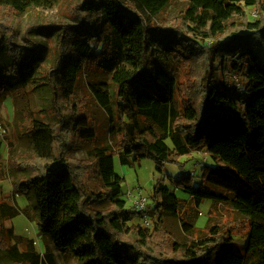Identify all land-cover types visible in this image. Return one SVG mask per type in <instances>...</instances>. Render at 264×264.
Here are the masks:
<instances>
[{"label":"trees","instance_id":"16d2710c","mask_svg":"<svg viewBox=\"0 0 264 264\" xmlns=\"http://www.w3.org/2000/svg\"><path fill=\"white\" fill-rule=\"evenodd\" d=\"M0 1L8 10L0 17V94L27 96L45 86L54 118L26 109L17 122L32 149L10 154L8 162L13 192L29 204L11 205L0 193L6 264H57L49 250L14 243L6 222L20 214L35 219L43 237L76 264H264V0H189L160 23L154 17L172 0H84L71 6L75 22L29 26L23 42L14 17L47 0ZM44 30L57 32L48 67L29 36ZM92 67L113 82L111 89L93 84L92 95L119 141L79 159L75 152L97 137L77 97L81 75ZM195 151L210 158L201 170L195 163L171 186L158 178L144 212L128 205L117 156L122 165L153 158L183 166L181 158ZM6 178L0 154V184ZM207 199L246 222L223 226L210 217L198 236L174 240L166 220L177 218L195 232ZM146 214L153 227L143 223ZM241 228L248 233L243 254L233 248Z\"/></svg>","mask_w":264,"mask_h":264},{"label":"rangeland","instance_id":"374dc122","mask_svg":"<svg viewBox=\"0 0 264 264\" xmlns=\"http://www.w3.org/2000/svg\"><path fill=\"white\" fill-rule=\"evenodd\" d=\"M84 0H47L45 4H41L34 8H30L24 14H17L13 20V26L18 31V40L25 41L24 35L27 27L32 25L44 26L49 23L57 22H75L73 14L74 10L71 8L73 3H82ZM189 0H172L170 5L163 11L162 14L155 16V22L160 23L175 16L182 8L187 6ZM6 6L0 1V17L3 13H7ZM82 13H86L82 11ZM251 14V13H250ZM236 19V18H235ZM43 32H31L32 36L37 40L42 47L44 54V66H50L54 58V46L56 44L57 32H50L44 30ZM98 84L102 88L111 89L113 82L107 73L102 72L97 68L86 69L80 78L79 87L77 90L78 99L83 102L91 116L94 128L97 131L95 140L85 143L74 154L76 158H88V152L93 147L99 145H113L119 141V136L111 132L110 121L107 113L98 105L92 95V85ZM26 109L38 112L50 121H53L50 93L47 87L37 86L27 96H19L11 91L9 93L0 94V117L3 119V131L0 134V154L4 159L6 180L0 184L1 194L7 199L11 205H19L25 207L29 204V200L24 195H18L13 192L12 179L13 172L8 162V156L11 154L14 157L23 154V152L32 149L29 142L20 138L17 128V122L22 119V114ZM35 115V114H33ZM29 120H25V125ZM23 125L21 126L23 128ZM207 157L210 161L208 153L204 151H195L190 155L181 158L179 163H158L153 158L144 159L141 163L135 165H122L118 156L115 158L116 172L125 177L123 182V197L127 200L128 205L132 206L131 200L127 198L129 192L134 194L142 192L149 196L152 192L153 186L158 178L166 177L167 185H172V180L178 178L185 171H190L194 168L195 163L198 164L199 169L202 168V161ZM199 170V174H200ZM194 176L195 184L201 182L200 175ZM177 194L183 198H188V195L181 190ZM198 216L196 219L197 230L188 233L182 226V223L177 218H169L166 220L164 228L169 232L172 238L176 241H186L199 235L203 228L207 225L210 217L216 219L223 226H237L243 225L246 222V217L241 213L235 211L228 205L216 204L210 199L203 201L198 207ZM141 219L137 217L135 222ZM142 222V220H141ZM7 227H13L16 238L14 243L22 248L34 246L39 252L44 253L47 250L54 253L57 264H76V259L61 252L55 248L53 242L43 237L40 232V227L35 219L28 218L25 214H20L7 222ZM151 227H153L151 225ZM234 250L243 254L245 252V245L248 239V233L245 228H241L235 234ZM0 264L6 262L0 258Z\"/></svg>","mask_w":264,"mask_h":264},{"label":"built area","instance_id":"2783aa9c","mask_svg":"<svg viewBox=\"0 0 264 264\" xmlns=\"http://www.w3.org/2000/svg\"><path fill=\"white\" fill-rule=\"evenodd\" d=\"M250 12L253 17L258 16L255 8H252ZM2 131H3V127H2V124L0 123V134H2ZM206 158L207 157H205V159ZM128 198L129 200H131L132 204L136 207L137 210L144 212L147 209L149 198L147 195L143 194L141 191L136 194L129 192ZM143 223L147 226L152 225V221L147 214L144 215L143 217Z\"/></svg>","mask_w":264,"mask_h":264}]
</instances>
